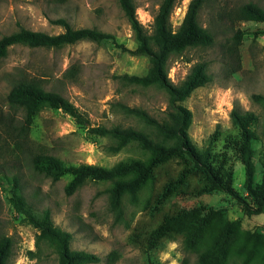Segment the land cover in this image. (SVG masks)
Masks as SVG:
<instances>
[{
	"label": "rangeland",
	"instance_id": "rangeland-1",
	"mask_svg": "<svg viewBox=\"0 0 264 264\" xmlns=\"http://www.w3.org/2000/svg\"><path fill=\"white\" fill-rule=\"evenodd\" d=\"M140 22L152 30L154 15L163 0H134ZM192 0H179L171 23L177 31ZM264 0H210L200 23L216 37L212 48L187 49L171 58L168 77L174 84L187 78L194 65L209 63L212 80L196 89L181 104L191 111L185 131L196 150L249 204L250 184L264 188V110L252 100L264 96V23L239 21L232 15L243 4ZM66 19L74 28L98 29L135 50L137 42L118 0H0V39L21 27L58 35L63 29L52 21ZM237 31L245 33L233 63L229 44ZM235 72H233L234 69ZM147 57L134 56L112 41H84L62 49L15 46L0 60V236L13 239L9 264H58V255L38 240L40 231L12 202L11 189L20 183L32 211L50 210L54 223L73 235L72 248L107 257L114 264H264V213L249 211L229 193L216 188L206 172L182 153L160 158L150 185L127 197L126 222L117 223L108 208L109 184L91 182L73 195L66 191L73 178L53 181L37 172L31 153H48L67 165H99L112 169L150 154L130 144L113 151L112 141L89 132L118 125L144 129L120 105L140 108L161 121L168 110V95L156 86L126 84L121 76H146ZM23 77L44 79L45 90L75 105L86 124L62 110L47 108L29 133L21 131L23 113L10 107L7 97ZM261 116L253 142L254 174L249 179L241 160V130L232 122L234 108ZM30 153V154H29Z\"/></svg>",
	"mask_w": 264,
	"mask_h": 264
},
{
	"label": "trees",
	"instance_id": "trees-1",
	"mask_svg": "<svg viewBox=\"0 0 264 264\" xmlns=\"http://www.w3.org/2000/svg\"><path fill=\"white\" fill-rule=\"evenodd\" d=\"M121 10L131 26L137 47L129 50L119 44L114 35L102 32L98 29L74 28L66 19L52 21L61 27L63 32L58 35H50L44 32H36L21 27L19 31L4 36L0 39V60L6 58L12 47L27 46L30 48L62 49L80 42L106 43L112 41L122 50L134 56L147 57L150 71L146 76H121L126 84L142 85L145 87L156 86L168 95V110L165 119H158L149 115L140 108H129L120 105L124 113L137 118L144 129L118 125L112 128L98 127L89 130L102 138L113 142V151H119L130 144L137 145L143 152L150 154L146 160L132 159L120 163L112 169L99 165L82 164L78 166L67 165L59 157L48 153H31V161L34 169L53 181H59L64 176L73 178L66 191L73 195L91 182L109 184L108 208L114 215L117 223L126 222V204L128 197L131 202H136L138 192L150 185L153 177V169L158 160L185 153L203 169L212 184L223 190L242 204L249 211L264 213V188L248 187L249 198L253 200L251 206L237 192L225 176L218 172L210 162L206 154L199 153L185 131L192 121V113L181 103L191 96L198 88L209 84L212 77L209 73V63L199 62L193 66L191 72L180 84H174L168 77V68L171 58L182 55L187 49L212 48L215 46V34L203 27L200 23L201 11L210 0H192L184 20L177 31L172 28L171 17L179 0H163L157 13L154 15L152 30H148L139 20L137 5L134 0H118ZM239 21H259L264 23V8L256 3H247L238 7L232 13ZM245 33L237 31L229 44V53L233 63L238 62L239 45ZM234 69V68H233ZM236 69L233 70L235 72ZM44 79L38 77H23L17 80V85L7 97L10 107L21 110L23 122L21 131L29 133L35 119L47 109L62 110L72 116L80 124H86L83 113L62 95L44 89L41 83ZM252 100L264 110V96L253 95ZM231 119L241 130L239 148L241 160L246 166L248 177L251 181L254 174V150L253 142L257 139L256 126L260 124L261 116L252 111H242L236 107L231 112ZM30 154V153H29ZM12 202L19 212L24 214L31 225L40 235L38 240L47 244L58 255V264H100L104 261L98 255L77 251L72 248L73 235L56 226L50 210H45L37 215L32 211L22 187L15 180L11 189ZM14 242L8 236H0V264H9L13 256ZM117 253H111L106 262L114 264L118 260ZM198 264H204L198 262Z\"/></svg>",
	"mask_w": 264,
	"mask_h": 264
}]
</instances>
